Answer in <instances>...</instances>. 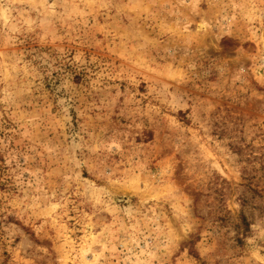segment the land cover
I'll list each match as a JSON object with an SVG mask.
<instances>
[{"label": "rangeland", "instance_id": "rangeland-1", "mask_svg": "<svg viewBox=\"0 0 264 264\" xmlns=\"http://www.w3.org/2000/svg\"><path fill=\"white\" fill-rule=\"evenodd\" d=\"M0 264H264V0H0Z\"/></svg>", "mask_w": 264, "mask_h": 264}, {"label": "trees", "instance_id": "trees-1", "mask_svg": "<svg viewBox=\"0 0 264 264\" xmlns=\"http://www.w3.org/2000/svg\"><path fill=\"white\" fill-rule=\"evenodd\" d=\"M241 226L244 229V232H248L251 227V223L248 221V218L245 214L241 217Z\"/></svg>", "mask_w": 264, "mask_h": 264}]
</instances>
